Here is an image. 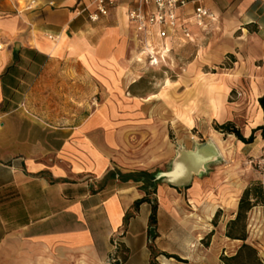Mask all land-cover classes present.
Returning <instances> with one entry per match:
<instances>
[{
	"label": "crops",
	"instance_id": "0c3cea01",
	"mask_svg": "<svg viewBox=\"0 0 264 264\" xmlns=\"http://www.w3.org/2000/svg\"><path fill=\"white\" fill-rule=\"evenodd\" d=\"M92 1L0 0V264H106L116 236L125 254L120 264H151V243L159 259L160 253L179 254L178 231L185 230L188 244L190 220L180 211L185 194L192 213L197 204L209 206L207 218L214 205L215 215L219 204H238L240 194L211 193L201 177L184 191L120 174L152 172L167 162L172 122L187 128L197 118L223 124L247 116L245 137L264 125V0H196L216 14L208 32L191 23L195 42H184L180 31L159 39L170 49L172 70L182 51L206 45L179 80L193 79L182 92L191 98L176 104L107 100L124 94L148 66L127 16L137 0H118L95 22L80 12ZM193 8L180 14L191 17ZM232 91L243 100L230 104ZM94 92L103 99L95 110ZM136 133L152 142L143 156L127 144ZM263 140L258 130L254 142ZM146 196L150 202L124 226L126 214ZM153 204L157 236L151 242Z\"/></svg>",
	"mask_w": 264,
	"mask_h": 264
},
{
	"label": "rangeland",
	"instance_id": "374dc122",
	"mask_svg": "<svg viewBox=\"0 0 264 264\" xmlns=\"http://www.w3.org/2000/svg\"><path fill=\"white\" fill-rule=\"evenodd\" d=\"M205 47L206 45L201 43L198 46H191L185 51H182V53H180L181 60L178 69L172 70L176 65H173L170 68L148 67L141 69L143 74H141L135 84L130 85L124 94L108 95L107 100L121 102L126 99V101L131 100L143 102L152 101V99H166L169 103L176 104L179 103L180 100L185 101L190 99L192 93L184 95L182 92L185 88H188V86L190 87L194 85L195 82L193 79H189L188 83L182 85L179 83V80L182 75H184L188 64L196 59L199 50H202ZM226 61L229 60L226 58L223 62L224 65H227ZM217 66L224 67L223 65ZM206 70L216 71L217 69H214L211 66H206L205 71ZM168 81L173 83L177 82V84L175 83L177 86H175V88L173 87L174 85L170 86ZM181 86L184 87L181 88ZM243 97L244 96H241V94L232 91L228 95V101L230 104H233V102L243 100ZM102 100L101 93H93L91 101L94 110L98 108ZM105 100L104 95V102ZM158 112L163 111L158 109L157 113ZM239 112L240 111L238 110L237 114H239ZM237 118L236 121L231 120V122L243 132L244 128L249 125L250 119H248L247 116H237ZM197 121V124H192L187 128L178 126L174 122L167 127L168 131L165 136L167 143L159 138L157 145L164 149L165 142L167 146L172 147L173 155L167 160V162L154 167L152 173L169 170L179 147L192 149L196 142L211 140L216 146H219L220 157L215 162L207 165L206 172L200 176L195 175L193 179L195 177L208 179L210 192L212 193L215 190L217 195L219 192H224L227 195L232 193L240 194L238 203L248 185L259 181L263 184L264 188V140L241 145L238 143L235 135L223 133L218 129V126L221 125L220 122L210 121L203 118H197ZM127 144H130L129 147H132L134 152L137 154L141 153L143 156L145 151L152 145V142H148L145 136L138 133L137 135L132 136V141ZM159 182L161 184L171 185L166 180H160ZM180 188L185 191L186 186H180ZM184 198V205L181 209L180 206L178 208L182 212V216H189L190 222H188L189 224L187 227L190 226L191 228H188L187 230L188 244L186 245L184 243L185 230L178 231V233L182 235V242L175 245L179 254L170 255L168 253H160L162 255H160V259L153 256V263L227 264L224 258L235 255L243 244L242 240L234 239L227 235L229 225L236 217L238 204L237 206L236 204L233 206L229 202L219 204L216 211V213L219 211L218 216L215 218V214L209 219L207 218V209L209 206L206 203L197 204V210L194 211L195 213H192L193 209L188 202L189 195L185 194ZM193 214L195 215L192 216ZM196 214L203 219L200 220ZM244 223L245 227H239L238 230L246 235V242L253 245L258 250L259 256L264 263V204L258 203L253 206L247 213V218ZM194 232L196 233L195 235L192 234ZM155 251L157 252L156 249ZM117 254L122 262L125 257L122 245ZM111 255L112 254H110V257L106 261L108 264H110L112 258Z\"/></svg>",
	"mask_w": 264,
	"mask_h": 264
},
{
	"label": "built area",
	"instance_id": "2783aa9c",
	"mask_svg": "<svg viewBox=\"0 0 264 264\" xmlns=\"http://www.w3.org/2000/svg\"><path fill=\"white\" fill-rule=\"evenodd\" d=\"M190 4H194L191 17H183L180 11ZM117 5L118 0H93L80 12L86 13L88 19L95 22L107 16ZM127 16L136 27L141 45L140 55L145 58L150 68L173 66L169 60L170 49L159 39H165L170 33L180 31L184 42H195L191 23L205 33L208 32L210 23L216 19V14L208 6L196 0H137V5L128 10ZM120 246L118 237H114L110 264L121 262L117 254Z\"/></svg>",
	"mask_w": 264,
	"mask_h": 264
},
{
	"label": "trees",
	"instance_id": "16d2710c",
	"mask_svg": "<svg viewBox=\"0 0 264 264\" xmlns=\"http://www.w3.org/2000/svg\"><path fill=\"white\" fill-rule=\"evenodd\" d=\"M259 103L264 111V94L259 98ZM218 129L226 134H233L239 140L244 142L245 144H250L254 142L256 138V132L258 130L261 131V134L264 138V125L258 126L257 128L253 129L251 134L248 137H245L241 130L231 121L225 122L218 126ZM156 173L148 172V171H140L139 173L135 174H127L123 175L120 174V177L127 178V177H134L136 181H144L145 184H151V187H154L153 181L157 185L160 180L156 179ZM189 187V186H188ZM156 188V186H155ZM144 202H150V199L146 196L139 200H137L134 204V208L132 212H128L125 216L124 226L128 224L129 218L134 214V212L138 211L139 206ZM258 203L264 204V188L263 184L259 181L254 182L248 185L238 203V211L236 214L235 219H233L229 225L228 236L234 239H240L243 241V244L238 249L235 255L230 257H225V262L227 264H264L262 259L259 256L258 250L251 244L247 243V237L244 233L239 232V227H245V220L247 218V213L252 209L253 206L257 205ZM157 204L152 205V212L150 215V240L154 242L156 238V227H157ZM219 211L216 213L215 218L218 216ZM150 248L152 250V255L157 256V252L154 249L153 243L150 244ZM153 259L151 264L153 263Z\"/></svg>",
	"mask_w": 264,
	"mask_h": 264
},
{
	"label": "water",
	"instance_id": "95a60500",
	"mask_svg": "<svg viewBox=\"0 0 264 264\" xmlns=\"http://www.w3.org/2000/svg\"><path fill=\"white\" fill-rule=\"evenodd\" d=\"M181 149H184L183 151H185L186 153L183 154L182 152H180ZM182 154L188 157L190 160H192L187 170V174H190L189 175L190 177L187 180H184L180 183H175L171 181V179L168 178L167 176L162 175L161 172H165V171L157 172L155 174L156 175L155 180H166L173 186H177V187L186 186L187 187L191 184L194 175H202L204 172H206L207 165L215 162L220 157V153L217 149V146L213 141L209 140V141H204V142H196L192 149H187L185 147H179L177 149V154L174 160L172 161V164L169 170L175 167V161L179 159L180 157H182Z\"/></svg>",
	"mask_w": 264,
	"mask_h": 264
},
{
	"label": "bare ground",
	"instance_id": "6f19581e",
	"mask_svg": "<svg viewBox=\"0 0 264 264\" xmlns=\"http://www.w3.org/2000/svg\"><path fill=\"white\" fill-rule=\"evenodd\" d=\"M185 72H186L185 75L182 77V80H183V81H185V79L189 76V72H188V70H186ZM168 84L171 85L172 82H171V81H168ZM213 107H214L215 109L218 108V106H217L216 103L213 104ZM190 120H191V119H190ZM239 142H240L241 144H243L242 141H239ZM217 149H218V151H219V153H220L219 146H217ZM183 150H184V149H181L180 152H182L183 154L186 153V152L183 151ZM183 154H182V157H180L179 159H177V160L175 161V167H174V168H172V169L169 170V171L161 172L162 175L167 176L168 178L171 179V181H173V182H175V183H180V182H182V181H184V180H187V179L190 177V176H189L190 174H187V170H188V167L190 166L192 160H190L188 157L184 156ZM194 176H195V175H194ZM194 176H193V177H194ZM235 203H236V200H235ZM235 203H232V205L234 206ZM215 209H216V206H215V205L211 207V210H210V213H209V218L212 217V216L214 215V213H215ZM194 215H195V214H193L192 216H194ZM106 264H108V263H106Z\"/></svg>",
	"mask_w": 264,
	"mask_h": 264
}]
</instances>
